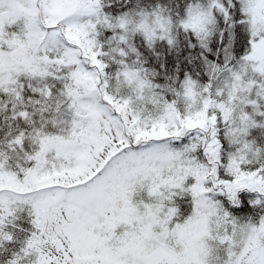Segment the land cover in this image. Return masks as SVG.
Wrapping results in <instances>:
<instances>
[{
    "label": "snow or ice",
    "instance_id": "obj_1",
    "mask_svg": "<svg viewBox=\"0 0 264 264\" xmlns=\"http://www.w3.org/2000/svg\"><path fill=\"white\" fill-rule=\"evenodd\" d=\"M0 264H264V0H0Z\"/></svg>",
    "mask_w": 264,
    "mask_h": 264
}]
</instances>
